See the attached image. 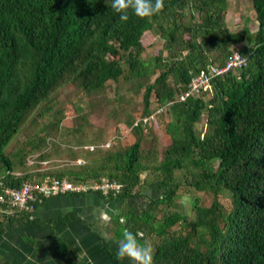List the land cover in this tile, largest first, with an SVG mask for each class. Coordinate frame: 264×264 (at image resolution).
<instances>
[{
    "label": "trees",
    "instance_id": "trees-1",
    "mask_svg": "<svg viewBox=\"0 0 264 264\" xmlns=\"http://www.w3.org/2000/svg\"><path fill=\"white\" fill-rule=\"evenodd\" d=\"M249 3L253 32L227 29L226 0H164L159 14L141 19L129 9L127 21L111 0H0V193L45 178L105 177L119 191L90 193L121 201V233L128 229L151 245L153 264H264V0ZM145 34L162 42L149 58H142ZM235 48L246 66L180 99L194 76L222 66ZM109 84L139 95L142 106L138 118L126 111L124 132L111 144L87 136L84 115L61 126L59 90L90 95ZM115 96L122 105L124 95ZM153 115L167 140L161 147ZM125 134L131 142L119 145ZM55 151L75 165L37 172ZM199 193L211 196L208 207L199 206ZM185 197H192L193 217L182 212L178 199ZM37 203L29 212L4 213L1 206L0 237L6 225L36 223Z\"/></svg>",
    "mask_w": 264,
    "mask_h": 264
},
{
    "label": "crops",
    "instance_id": "crops-1",
    "mask_svg": "<svg viewBox=\"0 0 264 264\" xmlns=\"http://www.w3.org/2000/svg\"><path fill=\"white\" fill-rule=\"evenodd\" d=\"M121 211V201L90 192L45 198L32 212L36 223L4 227L0 264H129L116 258Z\"/></svg>",
    "mask_w": 264,
    "mask_h": 264
},
{
    "label": "rangeland",
    "instance_id": "rangeland-1",
    "mask_svg": "<svg viewBox=\"0 0 264 264\" xmlns=\"http://www.w3.org/2000/svg\"><path fill=\"white\" fill-rule=\"evenodd\" d=\"M227 9L225 14V26L230 32H238L243 27L253 32L256 28V23L254 21L253 11L251 9L249 0H226ZM142 43L144 46V51L142 53V58H149L153 54L161 51L162 42L153 34H145L142 38ZM238 48V47H236ZM234 49L233 51L237 50ZM165 56V53H162ZM124 95V103L122 105H115L114 99H116L115 93ZM56 96V105L63 108L64 118L61 121V126L65 128H70L74 124L78 123L79 120L76 117H86L85 131L90 135L105 136L107 144L111 141V138L117 137V132H124V127L122 126V119L126 111L131 112L133 118H138L141 112V100L139 95H132L131 92L123 93L122 88L118 90L114 89V86L109 84L105 90L100 93H92L90 95H81L78 91L73 90L69 86L64 87L59 90ZM155 106L153 100L151 102V108ZM75 107H79L80 110L75 112ZM116 108V115H110L111 110ZM152 118V119H151ZM150 121L154 120L158 123V129L153 131V134L158 138V147L165 145L167 142L166 137L163 133L162 122L160 117L157 119L156 115L150 117ZM33 118L31 117L26 125L29 134H33L35 127L32 125ZM204 117L202 116L199 124L197 125V130L200 131L203 127ZM102 133H101V132ZM19 139H23V135L20 134ZM131 137L125 134V138H118L119 145L128 144L131 142ZM16 142L13 141L10 146V150L16 148ZM160 144V145H159ZM107 146V145H106ZM85 148V147H84ZM77 149V148H76ZM64 152V151H63ZM29 160H32L29 158ZM71 162L66 161L65 155L59 153L58 151L52 152L51 157L48 158L46 162H41L37 169V172L42 171H52L58 168H63ZM71 164H74L71 163ZM75 165V164H74ZM101 179V178H100ZM102 179H106L102 177ZM149 196H157L158 192L148 191ZM199 198L200 207H208L211 202V196L208 194H196ZM182 204V212L189 217H193V211H189V203L192 202V197H185L183 199H178ZM222 206L224 208L229 207V200L226 195H223L220 199Z\"/></svg>",
    "mask_w": 264,
    "mask_h": 264
},
{
    "label": "built area",
    "instance_id": "built-area-1",
    "mask_svg": "<svg viewBox=\"0 0 264 264\" xmlns=\"http://www.w3.org/2000/svg\"><path fill=\"white\" fill-rule=\"evenodd\" d=\"M246 63L247 56H242L236 50L232 51L222 66H210L206 72L194 76L187 86L188 90L180 99L183 100L184 96L187 95L198 94L200 90L207 86L211 78L242 68L246 66ZM142 121L145 122L146 119ZM76 163L78 164L80 161L77 160ZM120 187L114 181L102 178L98 182L89 183H71L65 179L45 178L40 183H23L18 189H5L0 193V207H5L4 213L29 212L32 211L35 202H40L41 199L48 197L92 191L99 192L102 195L112 192L114 195L119 191Z\"/></svg>",
    "mask_w": 264,
    "mask_h": 264
},
{
    "label": "clouds",
    "instance_id": "clouds-1",
    "mask_svg": "<svg viewBox=\"0 0 264 264\" xmlns=\"http://www.w3.org/2000/svg\"><path fill=\"white\" fill-rule=\"evenodd\" d=\"M111 8L120 14L121 21L128 20V10L139 18H150L159 14L164 9V0H111ZM104 221H109L110 217L104 211L100 213ZM116 258L118 261H129V264H153V248L149 244H142L137 235L128 229L122 232V239L117 242ZM89 264H92L89 259Z\"/></svg>",
    "mask_w": 264,
    "mask_h": 264
}]
</instances>
